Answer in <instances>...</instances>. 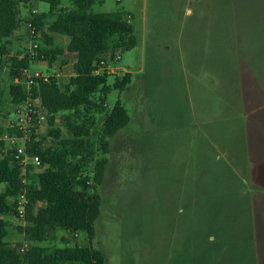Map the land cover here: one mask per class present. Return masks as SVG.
<instances>
[{"label":"rangeland","instance_id":"374dc122","mask_svg":"<svg viewBox=\"0 0 264 264\" xmlns=\"http://www.w3.org/2000/svg\"><path fill=\"white\" fill-rule=\"evenodd\" d=\"M202 2L209 4L208 11H200L208 7H205L206 4L202 6ZM185 4L193 8L192 15L185 11ZM32 6L40 12L50 10L48 2L34 0L29 7H22L23 14L28 15ZM61 6L72 8L73 3L62 0ZM117 10L131 12L125 13V17L128 19L131 15L138 45L121 50V59L112 62V69L108 72L109 84L129 71L133 79L128 89H113L107 95L106 109L110 110L120 102L128 109L131 120L111 139L109 164L103 184L88 189L90 192L97 190L102 195L93 245L104 252L107 264H236L233 261L239 264H264V254H259L264 247V222L261 224L259 220L264 221V214L261 215L259 204L254 229L248 223L249 215L245 213L243 205L240 214L236 215V223L232 219L219 220L225 229L233 228V231H226L234 239L228 241L221 240L218 233L223 231L212 229L219 226L218 219L225 207L232 208V203L222 206L223 203L217 202V193L214 192L218 188L216 183L209 180L212 182L209 187L213 191L211 197H199L193 205L188 201L190 198L187 195L191 196L193 191L201 192L203 186L192 185L194 173L186 171L187 166L195 164L199 160L198 153L203 150L210 155H221V147L213 139L210 143L205 139L206 126L195 108L199 99H212L217 103L218 93L204 94L198 87L195 91V80H191L186 69V63H189L186 47L182 55L175 50L169 51L171 46L176 47L177 27L184 22L187 29L193 26L194 37H198L194 38L196 44H192L195 53L202 52L208 35L210 52L220 49L224 54L231 51L236 54H263L264 0H95L93 5L95 12ZM204 14L207 31L201 30L203 33H200L196 20L203 22ZM57 41L65 46L68 38L59 36ZM15 44L23 47L24 40L17 39ZM7 47L17 55L23 51L13 44ZM31 68L47 70L44 63L32 64ZM240 75H244V72L241 71ZM62 79L64 81L67 77ZM8 86L7 63L0 61V89L4 91L5 99L0 113V126L3 127L16 118ZM190 104L192 109L189 108ZM189 110L193 111L192 117L188 116ZM238 110L232 114L245 122L242 110ZM222 112L227 115L231 109L223 107ZM104 114L97 115L94 133H98ZM259 114L263 125L264 110ZM57 124L63 128L64 136L70 137L63 114H58ZM235 124L231 120L217 123L216 128L219 125V128L234 133L238 130ZM47 130L46 120L40 133L46 136ZM261 131L264 132V127ZM1 152L0 148V156ZM92 170L84 173V176L90 177V184ZM3 188L1 184L0 190ZM228 197L224 195L225 200H230ZM210 198L216 202H209ZM231 215V212H226V216ZM7 220L10 228L7 240L23 243L25 236L17 228L20 226L18 221L14 217ZM249 231H257V240L256 237L249 238ZM86 239L84 231L71 235L57 230L51 232L50 239L41 244H83ZM221 241L228 249L232 244L239 246L240 253H218L217 247L221 246ZM255 248L258 249V258H255Z\"/></svg>","mask_w":264,"mask_h":264},{"label":"trees","instance_id":"16d2710c","mask_svg":"<svg viewBox=\"0 0 264 264\" xmlns=\"http://www.w3.org/2000/svg\"><path fill=\"white\" fill-rule=\"evenodd\" d=\"M32 1L0 0V41L13 36L31 20L42 31L44 43L37 49L39 57L44 55V59L52 62L58 57H64L63 62L72 60L74 74L65 87L52 76L49 80L38 79L30 89L29 96L39 98L48 113V130L33 148L41 156L42 170L29 176L28 223L17 227L30 242L23 254L22 242L7 240L8 220L1 217L14 210L10 197L23 190L22 166L10 154L0 156V185H4L0 190V264H107L104 252L93 245L102 195L88 189L103 184L111 139L131 120L128 109L120 102L107 110L106 97L113 89H128L133 77L127 72L109 84V73H98L96 69L100 60L111 59L116 50L135 48L138 37L124 11L95 12V0H71L72 8L61 6L62 0H40L50 4L48 12L24 15L22 7ZM54 35L66 36L67 45L56 44ZM1 52H5L3 46ZM5 62L8 94L14 106L28 97L20 70L29 67L31 60L26 54L12 56ZM4 106V91L0 89V113ZM101 113H105L104 119L98 133H94L97 115ZM58 114H63L70 137H65L63 128L57 124ZM3 130L0 126V133ZM47 137L53 140L47 143ZM90 169H93L91 184L90 177L84 176ZM57 230L71 235L84 231L87 239L83 244H41Z\"/></svg>","mask_w":264,"mask_h":264},{"label":"crops","instance_id":"0c3cea01","mask_svg":"<svg viewBox=\"0 0 264 264\" xmlns=\"http://www.w3.org/2000/svg\"><path fill=\"white\" fill-rule=\"evenodd\" d=\"M32 3L33 1L26 7H29ZM204 4H206L205 7H208L200 11H208L209 4L207 2H202V6ZM214 6L215 4H213V7ZM185 11L191 15L193 14V8L187 4H185ZM37 13L41 12L32 6L28 16ZM203 16H205V14L202 15V17ZM204 18L205 17H203V22H201V19L196 20V28L198 32L200 30V33H203L205 30L207 31L206 27L208 25H206ZM186 24L187 23L183 22L181 25H178V42L174 44L176 47L171 46L169 51L175 50L178 55H182L186 47L187 54L189 53L187 56L189 63H186V69L190 73L191 80H195V91L197 92L198 87L204 94L218 93L217 103L212 102V99H210L211 101H209V99H199L198 102L196 101L195 108L197 109L202 123L206 126L205 139L209 143L213 139L222 149L221 155H210L208 151L203 150L198 153L199 160H196L195 164H192L190 167L187 166L186 171L190 170L194 173V177L191 179L192 185L198 187L199 185L203 186L201 187L203 188L201 192L195 193L193 191L191 196H189V194L187 195V198H190L188 201L193 205L197 203L199 197H211L213 191L210 190L209 187L212 185V182L209 180L215 182L218 187L214 191L217 193V195H215V197L218 198L217 202L223 203L222 206L227 203H232V208L230 206L225 207L224 212L222 211V215L218 219L219 226L212 229L223 231L218 233L221 240H234L230 238V233H226V231H233V228L230 227L225 229L224 226H221L219 220L226 219L228 221V219H232L231 221L236 223V215L240 214L241 205H243V207H245V213L249 215L247 218L248 223H250L254 229L258 221V204L260 205L261 215L264 214V132L261 131V128L264 127V122L262 125V118L259 114L261 110H264V53L259 56L243 52H241L242 54H236L234 51L224 54L220 49L217 51L215 49L216 46L214 48L215 51L211 50L210 52L208 48V35L206 44L202 45V52L200 54L195 53L192 44H196L194 38L197 39L198 37H194L193 26L187 29ZM201 30H203V32ZM28 33L27 25H22L16 30L13 36L0 41L1 62L6 61L12 56L23 57L28 50ZM54 36L56 44L61 47L67 45L63 46L57 41V37L64 35ZM17 39L19 41L24 40L23 47L15 44ZM43 43L42 39L40 44L42 45ZM12 44L17 49L22 48L23 51L18 55L11 53L7 45L11 46ZM1 46L5 48L4 53L1 52ZM246 60H248V62ZM62 62L63 58L61 57L53 60V62L47 60L46 62H42L47 66L46 71L40 69L34 70H39L44 74L57 77L60 86L65 87L69 82V78L74 74V65L73 61L70 60L68 62ZM35 63L39 62H31L29 67L31 68V65ZM241 71L244 72V75H240ZM65 77H67V79L63 81L62 78ZM36 102L38 104L41 103L40 99L36 100ZM223 107L230 108L231 112L226 115L222 112ZM14 108L15 107L12 105L13 110ZM189 108L192 109V104H190ZM237 109H239L238 111L242 110L245 122L241 121L239 116L235 117L232 114L235 113ZM197 113L195 112L196 115ZM188 116L192 117L193 111L189 110ZM231 120L238 124H235L238 130L234 133L219 128V125L216 128L217 123H225ZM204 180H206L205 184ZM247 185L250 187H246ZM250 189H252V191ZM224 195H228L230 200H225ZM214 201L216 202V200ZM214 201H212L211 198L209 199V202ZM228 211L232 213L231 217L226 216V212L228 214ZM1 217L8 219L11 216L5 214L1 215ZM259 220L261 224H263L264 221L261 219ZM249 232V238L252 236L253 238L256 237L257 240V231ZM220 243L221 246L217 247L218 253H240L239 246L232 244L229 245L231 249H228L226 245H223V241ZM255 253V258H258V249L256 248ZM259 254H264V247L263 250H259ZM233 262L239 264L238 261Z\"/></svg>","mask_w":264,"mask_h":264},{"label":"built area","instance_id":"2783aa9c","mask_svg":"<svg viewBox=\"0 0 264 264\" xmlns=\"http://www.w3.org/2000/svg\"><path fill=\"white\" fill-rule=\"evenodd\" d=\"M128 20H131V15L128 16ZM27 28L29 32V44L27 45L28 50L23 56L28 54L31 62H46L47 60L44 59V55L40 58L37 51L41 45L40 42L43 37L42 31L31 20L27 23ZM120 51L121 49L116 50L111 59L100 60L96 71L98 73L103 71L110 72L112 62H117L122 57ZM20 76L26 84L28 97L24 101L14 105L16 118L12 119L0 133V148L2 149L1 156L10 154L22 166L20 178L23 190L18 195L10 197L14 205V210L6 215L14 217L20 226L25 227L28 223L27 208L30 204V198L28 196L29 176L42 170L41 156L38 152H34L33 148H35V144L44 138V135L40 133V128L48 117V113L42 107V104L36 102L39 98L31 97L29 93L31 87L38 79L49 80L53 75L44 74L39 70H32L30 67H22ZM17 81H20L19 78H17ZM47 140L51 141L53 139L47 137ZM29 245L30 242L24 240L20 247V252L22 254L25 253Z\"/></svg>","mask_w":264,"mask_h":264}]
</instances>
